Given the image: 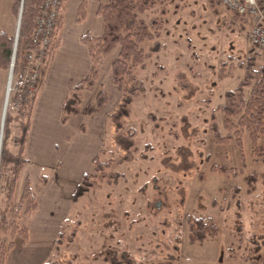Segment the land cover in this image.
I'll return each mask as SVG.
<instances>
[{
    "label": "rangeland",
    "instance_id": "374dc122",
    "mask_svg": "<svg viewBox=\"0 0 264 264\" xmlns=\"http://www.w3.org/2000/svg\"><path fill=\"white\" fill-rule=\"evenodd\" d=\"M179 2L172 0L165 8L168 21L161 37L163 47L148 59L147 69L139 70L147 91L135 98L123 128L107 122L118 102V92L111 89L115 88L111 64L119 52L115 50L102 69L95 91L86 95V105L95 102L101 86L110 95L109 107L99 110V135L95 127L90 128L96 121L84 117L86 124L67 129L74 140L103 142L102 159H124L115 169L125 176L117 183L90 189L75 203L52 264H128L130 260L132 264H264V161L252 154L247 131L243 134V173L233 177L211 171L214 163L243 169L236 137L224 143L215 141L214 124L220 126L222 134L227 132L216 107L225 101L226 91L234 89L245 76L248 61L254 63V70L264 71V50L248 40L251 23L236 17L220 0ZM14 3L12 13L17 23L22 2L19 9ZM1 15L5 20L9 17L8 5ZM50 61L48 56L46 62ZM221 67L227 75L219 79ZM9 69L10 65L3 70L9 73ZM41 80L37 109L45 85ZM246 91L249 97L251 88ZM8 92L5 88L4 100ZM18 102V91H11L8 106ZM8 106L4 102L1 149L5 109L13 117L8 149H15L14 137L21 122L26 121L24 112ZM131 141L134 145L128 149ZM58 144L62 150L69 147L63 139ZM85 161L80 160L79 167L95 174L93 163ZM5 170L8 182L3 184L2 179L0 183L6 189L11 171L9 166ZM251 174L258 177L255 186L248 182ZM5 189L0 191L2 216ZM158 200H162V207L155 203ZM197 218L217 225L218 234L191 243V223L197 227ZM4 220L3 216L2 223ZM3 240L7 244L10 236Z\"/></svg>",
    "mask_w": 264,
    "mask_h": 264
},
{
    "label": "trees",
    "instance_id": "16d2710c",
    "mask_svg": "<svg viewBox=\"0 0 264 264\" xmlns=\"http://www.w3.org/2000/svg\"><path fill=\"white\" fill-rule=\"evenodd\" d=\"M42 0H15L14 8L19 9L22 2V14L19 26V36L16 45L14 35L0 27V70L9 67L14 53L16 52V67L23 61L25 52L33 48L32 33L35 28L36 18ZM172 0H107L101 2L98 13L103 19L102 35L95 37L87 32L81 36V41L88 46L91 57V68L88 74L71 85L67 97L64 101L61 115V122L66 124L73 115L81 113L82 103L85 93L94 91L100 76L101 68L107 58L118 49V56L112 62V80L121 96L116 108L111 112L109 121L117 129H122L124 121L132 113V106L137 96L147 91L145 81L140 77L139 70H145L148 66V59L155 53L160 52L163 47L161 40L163 30L167 24V10L165 9ZM189 0H180V4L186 5ZM161 6V7H160ZM160 7V9H159ZM158 9L160 10L158 12ZM86 5L80 8L78 21L85 18ZM63 10L58 18L57 29L53 35V43L49 49V57H53L55 50L60 43V29L62 28ZM147 16V17H146ZM235 16L242 17V21L250 23V20L236 13ZM48 64V62L46 63ZM47 65L42 70V77ZM246 74L234 89L226 91L225 101L217 105V109L223 116V127L226 134L221 133L220 126L214 124L213 132L216 143H224L236 137V143L241 155L243 169L230 167L223 163H214L211 171L223 173L233 177L243 173L246 167V157L244 154L243 134L247 131L251 138L252 154L256 158L264 161V71L254 70V63L248 61L245 65ZM221 67L218 69L217 77L221 79L227 75ZM225 74V75H224ZM251 88L250 96L247 97V88ZM37 90L25 98L19 99L11 109L24 112L26 121H22L20 132L14 137L15 149H8L6 143L12 129L10 124L13 120L11 113H6L3 138V146L0 154V181L4 179L3 184L8 182L6 176V167H10L11 176L9 183L5 187L0 183V191L5 189V206L2 210L5 218L1 214L0 219V264H6V258L14 246V237L20 233L24 241L28 239V226L21 225L20 218L23 214H33L37 207V195L31 187V179L28 177L25 182L23 194L16 204L15 193L20 174L29 161L26 154V144L32 124V116L35 109ZM108 102V96L103 86L100 87L95 104L87 106L85 113L87 115L95 114L99 108ZM216 117L214 113L212 118ZM6 144V145H5ZM134 141L128 144L130 149ZM105 152L104 145L100 152L94 157L93 165L95 174L86 172L83 174L76 191L73 194V201L76 203L80 197L86 194L92 188H99L102 183L118 182L122 173L115 167L124 162V159L106 158L102 159V153ZM5 175V176H4ZM258 181L256 175L251 174L248 182L255 186ZM16 204V205H15ZM8 215V217H7ZM10 215V221L8 220ZM198 225L191 227L194 232L190 233V242L205 241L208 236H216L219 232L218 226L209 223L204 219H196ZM64 230H61L57 238V246L63 243ZM9 234L10 240L7 242L2 238ZM4 234V235H3ZM58 251V250H57ZM54 254V253H53ZM53 256V255H52ZM51 258L46 264H52ZM59 262V261H58ZM60 264V263H59Z\"/></svg>",
    "mask_w": 264,
    "mask_h": 264
},
{
    "label": "crops",
    "instance_id": "0c3cea01",
    "mask_svg": "<svg viewBox=\"0 0 264 264\" xmlns=\"http://www.w3.org/2000/svg\"><path fill=\"white\" fill-rule=\"evenodd\" d=\"M12 3L13 0H0V27L14 35L18 29V21L16 23L12 13ZM100 3V0L97 2L94 0H65L64 2L63 23L59 33L60 43L42 77L41 84L44 82L45 85L39 96L38 109V91L36 94L32 124L26 144L29 161L20 174L15 193V199L19 200L23 194L26 179L29 177L31 187L37 195L38 207L33 214L21 216V225L28 226V239L24 241L20 233L15 235L14 246L7 255L6 264H46L53 253L57 252L58 235L71 221V212L75 205L72 199L73 194L83 174L88 172L86 168L79 167L80 160L83 159L85 164L86 158L91 165L94 157L101 150L103 142L97 141L94 144V140H84L85 138L74 140L67 129L75 126L76 130L81 124H86L85 120L96 121L91 124L90 128L95 127L94 131L99 135L98 123L102 118V111L99 112V110L109 107L110 95L108 96L107 91L108 102L95 114L87 115L85 113L87 106L91 105H86V95L94 90L85 93L81 113L71 116L66 124L61 122L62 108L69 88L73 83L84 78L91 68L90 52L88 46L81 41V36L87 32L92 33L95 37L102 35L103 19L98 13ZM83 4L86 5L85 18L78 21L80 8ZM6 5H8L9 17L5 20V17L1 15V10ZM105 64L102 66L101 72ZM7 77V71L1 69L0 126ZM114 87L111 89L114 90V93L118 92L116 97L119 102L121 93L115 85ZM118 102L114 104L115 108ZM98 112L101 115H98ZM82 117L86 119L83 120ZM107 117L108 122L109 116ZM61 128L63 131L60 130ZM61 139L65 145L69 146L68 149H60L58 141ZM96 146L98 148L95 151ZM4 236H9V234Z\"/></svg>",
    "mask_w": 264,
    "mask_h": 264
},
{
    "label": "built area",
    "instance_id": "2783aa9c",
    "mask_svg": "<svg viewBox=\"0 0 264 264\" xmlns=\"http://www.w3.org/2000/svg\"><path fill=\"white\" fill-rule=\"evenodd\" d=\"M64 2L65 0L41 1L32 33L33 48L24 53L17 72H15L16 57L12 58L7 79L9 89L7 102L11 91H18L19 99H22L25 98V94L31 95L36 90L42 70L47 63L46 58L49 56ZM220 2L228 9L250 19L251 29L248 40L264 49V0H220Z\"/></svg>",
    "mask_w": 264,
    "mask_h": 264
},
{
    "label": "flooded vegetation",
    "instance_id": "af4514ba",
    "mask_svg": "<svg viewBox=\"0 0 264 264\" xmlns=\"http://www.w3.org/2000/svg\"><path fill=\"white\" fill-rule=\"evenodd\" d=\"M117 171H119V170H117ZM119 172L122 173V175H121L120 178H122V177L125 176V173H124V172H122V171H119ZM119 180H120V179H119ZM118 182H119V181H118ZM155 203L158 204V207H162V200H158V201H156ZM155 203H153V204H155ZM74 233H75V232H73V233L71 234V238H72V240L74 239L73 237L75 236ZM72 236H73V237H72ZM108 259H110V258H109V257H106V260H108ZM112 259H113V261H115V260H114V259H115L114 257H113ZM116 263H117V264H121V263H119V262H116ZM128 264H132V260H130Z\"/></svg>",
    "mask_w": 264,
    "mask_h": 264
},
{
    "label": "water",
    "instance_id": "95a60500",
    "mask_svg": "<svg viewBox=\"0 0 264 264\" xmlns=\"http://www.w3.org/2000/svg\"><path fill=\"white\" fill-rule=\"evenodd\" d=\"M22 6H23V5H22ZM21 14H22V8H21L20 16H19V25H18V26H20ZM14 36H15V39H16V42H17V40H18V36H19V28H18L17 33H16ZM16 45H17V43H16ZM15 54H16V53H15ZM2 131H3V125H2ZM0 154H1V148H0Z\"/></svg>",
    "mask_w": 264,
    "mask_h": 264
},
{
    "label": "bare ground",
    "instance_id": "6f19581e",
    "mask_svg": "<svg viewBox=\"0 0 264 264\" xmlns=\"http://www.w3.org/2000/svg\"><path fill=\"white\" fill-rule=\"evenodd\" d=\"M8 91H9V89H8ZM9 93V92H8ZM0 217H1V213H0Z\"/></svg>",
    "mask_w": 264,
    "mask_h": 264
},
{
    "label": "clouds",
    "instance_id": "9594fccd",
    "mask_svg": "<svg viewBox=\"0 0 264 264\" xmlns=\"http://www.w3.org/2000/svg\"><path fill=\"white\" fill-rule=\"evenodd\" d=\"M15 54V53H14Z\"/></svg>",
    "mask_w": 264,
    "mask_h": 264
}]
</instances>
